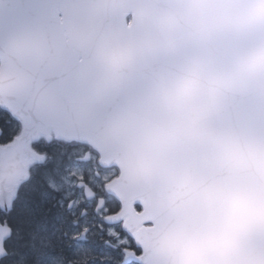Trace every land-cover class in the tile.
I'll list each match as a JSON object with an SVG mask.
<instances>
[{
  "label": "snow or ice",
  "instance_id": "1",
  "mask_svg": "<svg viewBox=\"0 0 264 264\" xmlns=\"http://www.w3.org/2000/svg\"><path fill=\"white\" fill-rule=\"evenodd\" d=\"M0 264H264V0H0Z\"/></svg>",
  "mask_w": 264,
  "mask_h": 264
}]
</instances>
